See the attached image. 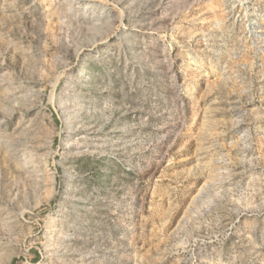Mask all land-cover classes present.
<instances>
[{"label": "rangeland", "instance_id": "374dc122", "mask_svg": "<svg viewBox=\"0 0 264 264\" xmlns=\"http://www.w3.org/2000/svg\"><path fill=\"white\" fill-rule=\"evenodd\" d=\"M0 264H264V0H0Z\"/></svg>", "mask_w": 264, "mask_h": 264}]
</instances>
